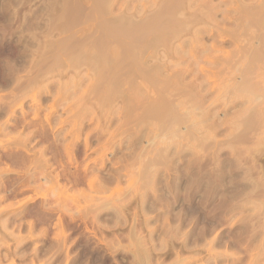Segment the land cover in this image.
Masks as SVG:
<instances>
[{
    "label": "rangeland",
    "instance_id": "obj_1",
    "mask_svg": "<svg viewBox=\"0 0 264 264\" xmlns=\"http://www.w3.org/2000/svg\"><path fill=\"white\" fill-rule=\"evenodd\" d=\"M264 264V0H0V264Z\"/></svg>",
    "mask_w": 264,
    "mask_h": 264
},
{
    "label": "bare ground",
    "instance_id": "obj_2",
    "mask_svg": "<svg viewBox=\"0 0 264 264\" xmlns=\"http://www.w3.org/2000/svg\"><path fill=\"white\" fill-rule=\"evenodd\" d=\"M14 264V263H13Z\"/></svg>",
    "mask_w": 264,
    "mask_h": 264
}]
</instances>
